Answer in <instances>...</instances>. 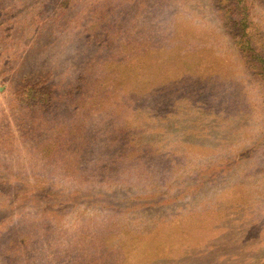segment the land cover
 Returning a JSON list of instances; mask_svg holds the SVG:
<instances>
[{
	"label": "rangeland",
	"instance_id": "1",
	"mask_svg": "<svg viewBox=\"0 0 264 264\" xmlns=\"http://www.w3.org/2000/svg\"><path fill=\"white\" fill-rule=\"evenodd\" d=\"M0 264H264V0H0Z\"/></svg>",
	"mask_w": 264,
	"mask_h": 264
}]
</instances>
